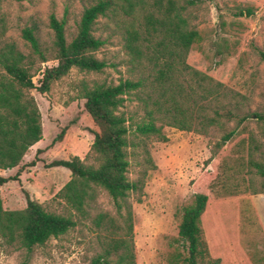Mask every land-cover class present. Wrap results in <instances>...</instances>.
Here are the masks:
<instances>
[{
    "label": "trees",
    "instance_id": "16d2710c",
    "mask_svg": "<svg viewBox=\"0 0 264 264\" xmlns=\"http://www.w3.org/2000/svg\"><path fill=\"white\" fill-rule=\"evenodd\" d=\"M4 1L0 0V170H16L12 176H0V187L11 181L19 183V175L41 161L34 157L20 165L25 152L42 136L40 113L28 91L46 94L71 69L100 74L113 67L95 56L106 42L94 35L99 23L103 31L118 37L126 77L116 83H79L76 99L83 100L82 110L96 128L89 149L83 159L70 156L43 165L61 167L69 173L68 181L53 196L61 203L62 212L45 211L25 191L22 209L4 210L0 201V248L22 250L28 255L34 247L85 224L96 248L87 264H134L129 199L140 202L146 174L155 169L148 141L166 142L164 127L204 136L222 132L214 144L216 151L236 133L235 128L225 132V124L234 120L240 125L249 117L225 87L185 62L192 46L201 41L191 24L195 18L191 8L197 0H78L84 5L69 41L64 22L49 15L51 59L55 65L42 69L36 85L31 77L39 68L34 65L47 60L45 51L33 27L20 30L22 46L5 36L8 26L1 10ZM242 12L249 14L243 10L237 15ZM257 54L264 62V53ZM128 103H133V110L125 112ZM252 115L255 122L264 124V111ZM63 134L64 129L51 144L60 142ZM251 147L252 152L257 151L255 145ZM40 152L36 150L35 154ZM131 164L138 168L133 180L128 178ZM247 166L264 177L263 162L250 157ZM247 181L245 191L264 195V185L254 189L251 179ZM100 194L110 200L111 212L96 205ZM206 201L205 195L194 193L181 209L175 240L185 256L177 254L176 259L184 264L219 263L217 259L209 260L201 230Z\"/></svg>",
    "mask_w": 264,
    "mask_h": 264
},
{
    "label": "rangeland",
    "instance_id": "374dc122",
    "mask_svg": "<svg viewBox=\"0 0 264 264\" xmlns=\"http://www.w3.org/2000/svg\"><path fill=\"white\" fill-rule=\"evenodd\" d=\"M83 5L78 0H6L1 4L7 18L5 36L22 46L20 30L33 27L41 50L45 51L47 60L34 65L39 69L31 77L33 84H37L44 67L55 65L51 59L49 15L64 22L69 41ZM243 10L249 14L237 15ZM191 12L195 16L191 24L201 41L189 50L186 64L225 87L249 117L240 125L234 120L225 124V132L235 128L236 133L216 151L214 144L222 132L212 131L204 136L164 127L166 142L148 141L155 169L146 174L140 202L129 199L134 264H184L180 258L185 253L175 238L181 209L190 203L194 193L207 198L200 222L209 260L217 259L218 264H264V195L244 189L248 178L254 189L264 185V177L247 166L250 157L264 163V124L255 122L252 115L264 111V62L257 54L264 53V0H197ZM100 25L94 35L106 42L95 56L113 67L105 68L100 74L71 69L46 94L28 91L40 113L42 136L38 145L46 147L40 153L35 154V150L28 155L26 163L34 157L41 161L24 170L26 175L21 184L11 181L0 187L2 209H22V191H25L45 211L62 212L61 203L53 196L65 184L63 174L68 172L61 167L43 165L70 156L83 159L89 149L91 133L96 128L82 110L83 100L76 99L77 87L81 82L116 83L126 77L118 37L111 31H103ZM123 110H133V103L126 104ZM62 129V140L51 144ZM252 145L257 151H251ZM46 150L48 154L43 156ZM137 172L138 168L131 164L128 178L135 179ZM96 205L112 211L111 202L104 194L99 195ZM95 252L93 236L84 224L41 247H34L28 255L22 250L0 248V264H87Z\"/></svg>",
    "mask_w": 264,
    "mask_h": 264
},
{
    "label": "crops",
    "instance_id": "0c3cea01",
    "mask_svg": "<svg viewBox=\"0 0 264 264\" xmlns=\"http://www.w3.org/2000/svg\"><path fill=\"white\" fill-rule=\"evenodd\" d=\"M40 141H41V140H40ZM40 141H38L37 143H35L33 146H31V147L25 152V154L23 155V157H22V159H21V161H20V165L25 164V163H26V160L29 159V158H28V155L31 154V153L33 154L35 150H44V148H45L46 146L43 147L42 145H38V143H39ZM47 150H48V149H47ZM47 150L44 151L43 156H47V154H48ZM48 151H49V150H48ZM43 156H42V158H43ZM55 168H56V167H55ZM15 170H16V168H12V169H10V170H5V171L0 170V176H2V177L12 176V175L15 173ZM67 172H68V171H67ZM24 175H26V174H25V172L23 171V172L19 175V177H18V179H19V183H20V184L23 182V177H24ZM63 176H64V178H65V180H66V181H65V183H66V182L68 181V179H69V173L64 172ZM6 185H8V183L2 185L1 187H5ZM63 185H64V184H63ZM63 185H62V186H63Z\"/></svg>",
    "mask_w": 264,
    "mask_h": 264
}]
</instances>
